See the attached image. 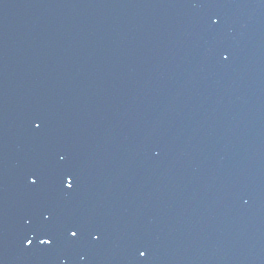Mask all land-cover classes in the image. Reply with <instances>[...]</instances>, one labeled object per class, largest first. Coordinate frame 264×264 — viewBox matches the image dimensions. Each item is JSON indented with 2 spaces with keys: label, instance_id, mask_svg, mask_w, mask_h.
<instances>
[{
  "label": "water",
  "instance_id": "95a60500",
  "mask_svg": "<svg viewBox=\"0 0 264 264\" xmlns=\"http://www.w3.org/2000/svg\"><path fill=\"white\" fill-rule=\"evenodd\" d=\"M232 264H264V55L252 147Z\"/></svg>",
  "mask_w": 264,
  "mask_h": 264
},
{
  "label": "snow or ice",
  "instance_id": "6c2138e0",
  "mask_svg": "<svg viewBox=\"0 0 264 264\" xmlns=\"http://www.w3.org/2000/svg\"><path fill=\"white\" fill-rule=\"evenodd\" d=\"M69 183H67V187L70 189L74 186V177H71L69 176ZM33 182H36L35 178L33 179ZM71 235L73 237L77 236L78 235V231H71ZM47 243L51 244L52 241L51 240H48L46 241ZM29 243H31V241H29ZM141 255H145V253H141Z\"/></svg>",
  "mask_w": 264,
  "mask_h": 264
}]
</instances>
